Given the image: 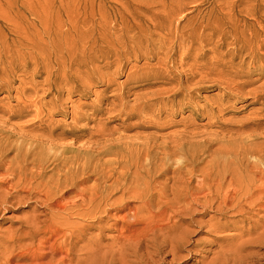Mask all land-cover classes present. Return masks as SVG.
<instances>
[{
  "label": "bare ground",
  "instance_id": "1",
  "mask_svg": "<svg viewBox=\"0 0 264 264\" xmlns=\"http://www.w3.org/2000/svg\"><path fill=\"white\" fill-rule=\"evenodd\" d=\"M186 3L122 0L120 9L104 8L102 3L94 6L93 19L99 13L104 33L113 39L100 49L92 48L90 58L95 55L89 62L82 58L75 39L71 52L76 49V53L70 65L55 59L50 51L56 43L51 28L48 37H38L40 42L49 41L46 49L35 38L24 45L31 51L29 55L7 57L4 64L10 70L3 72L5 78L14 79L17 71L33 65L31 76L47 75L49 90L56 94L46 103L38 95L39 85L29 81L32 85L26 89L34 90L36 96L19 103L24 109L18 112L20 120L27 115L33 119L26 124L0 121V213L17 205L43 208L25 215L20 228L0 235V261L4 260L0 264H173L187 259L203 244L195 237L207 227L225 240V246L205 264H264V221H251V206L264 205V142L257 143L264 140V133L258 132L264 129V118L247 129L253 131L250 134L243 127L233 134L241 135L228 141L219 136L209 140L219 142L220 156L228 161L218 175L202 159L207 151L190 154L177 142L167 145L157 138L127 143L123 137L115 138L113 130H99L79 147L64 145L59 141L68 134L50 131L44 121L50 111H63L71 103L69 95L78 92V87L71 86L82 79L78 63H89L98 81L110 82L127 68L123 53L127 61H157L153 66L132 67L127 82H178L137 99L134 106L122 99L121 114L128 111L143 121L174 115L187 101L191 87L198 85H218L241 99L253 98L264 113V84L247 90L256 81L243 77L235 64L238 58H250L251 64L260 63L264 69V25L258 18L264 17V0H216L209 17L199 15L181 28L188 15ZM206 29L212 34L206 36ZM216 34L221 37H213ZM211 46L215 56L208 57L205 49ZM39 47L43 54L36 51ZM225 47L232 50L219 54ZM178 57L181 60L175 66ZM99 61L106 63L103 69H114L113 74L98 72L100 66L93 62ZM27 75L21 74L22 81L30 80ZM87 81L95 82V78ZM169 93L173 100L158 103V98ZM72 109L75 123L86 118L82 105L73 104ZM169 174L164 183L159 181ZM197 178L200 181L194 186ZM228 179L231 185L237 181L239 189L224 192ZM209 211L220 218L205 220ZM232 211L239 214V221L229 220ZM245 223L256 227L234 232ZM246 235L249 238L243 241Z\"/></svg>",
  "mask_w": 264,
  "mask_h": 264
},
{
  "label": "rangeland",
  "instance_id": "2",
  "mask_svg": "<svg viewBox=\"0 0 264 264\" xmlns=\"http://www.w3.org/2000/svg\"><path fill=\"white\" fill-rule=\"evenodd\" d=\"M215 1L187 0L188 15L181 22V28L186 26L188 20L199 15L201 17H209L213 11ZM219 1L222 2V0ZM101 3L104 8H112L113 6L115 9H120L122 6V0H114L111 3L109 0H0V121L9 120V124H21L23 122L26 124L28 120L33 119V116L27 115L24 116V119L20 120L21 118L19 117L22 116L18 112L19 109H24V107L19 106V103L27 100L26 98L36 96L34 90L26 89L29 85H39L38 95L43 97L46 103L50 102L56 94L55 91L49 90L50 87L46 83V80H49L47 75H43V77L31 76L34 70L33 65L29 68H22L20 71L16 69L17 75L14 79L5 78L3 72L10 70V67H7L9 65L7 64L6 66L4 64L7 57L13 55V58H22L26 54L29 55L31 51L26 49L24 45H29L35 38L39 41L38 37H48L47 33L49 28H51V37L56 43L50 51L54 52L53 56L55 59H58L60 63L65 60L70 65V62L74 58L73 53H76V49L71 52L74 46L73 40L75 39L78 45L77 48L82 49V58L87 57L84 61H91V58L95 54L90 58V50L92 48L100 49V47L109 44L110 39H113L111 38L113 36H107L104 33L99 13L94 19L92 17V8ZM102 13H106V11L103 10ZM213 15L220 16L217 12H214ZM262 16H264V8L262 9ZM87 17L88 20L85 21ZM89 17L91 18L90 20ZM69 18L73 21L70 22ZM258 18L264 25V17ZM88 31L90 33L87 34ZM212 32L211 29H206L204 34L208 36ZM213 37L221 36L216 34ZM48 42L47 39H43L40 43L46 49ZM212 49V46L206 47L205 50H208V57L215 56ZM228 49L232 50L230 47H225L224 49H219L218 53L224 54ZM36 51L40 54L44 53L40 47ZM122 59L127 64V68L122 74L114 75L113 80L110 82L98 81L92 68H89V63H83L82 66L78 63L82 79L78 84H71L72 88L78 87V92L69 95L71 103H68V106L63 111L52 110L44 117V121L50 126V131H54L58 135L68 134L65 139L59 141V144H76L75 146L79 147L85 140L96 136L99 130H113L115 138L123 137V142L127 143H139L145 139L157 138L160 143L164 142L167 145L177 142L180 145L179 147L182 145L183 150L190 154H199L201 151H207L202 156V159H206V163L214 170L215 175H218L224 169V166L228 164V161L220 156L222 149L219 142L209 143V140L219 136L220 138L225 137L224 140L228 141L231 137L241 135V133L233 135L234 131L243 127H246L245 130L252 128L253 125L262 122L264 118V113L260 112L261 105L253 103V98L247 100L241 99L240 96L231 94L218 85L192 86L185 104L178 107L176 113L171 116L160 115L154 121H143L138 115H131L128 111L121 114L120 111L123 107L120 101L122 99L126 98L124 103H127L128 106H134L137 99L145 98L154 92L171 88L178 82V79H175L173 85H162L156 82L149 83V81L135 84L127 82L129 70L132 67L137 66L140 68L142 65L153 66L157 61L141 60L136 62L134 59L127 61L124 53ZM230 59L231 57H227V60ZM180 60L181 57H178L174 65L177 66ZM250 61V58H238L235 61L236 68L241 71L243 77L256 81L252 86L247 87V90L264 84L263 67L259 65L260 63L254 65ZM187 62L188 60H186ZM93 63L100 66L98 72L103 71L113 74L114 69L108 71L102 68L106 64L105 62L99 61ZM56 68H59V66H56ZM22 73L28 74L27 77H30V80L22 81L23 78L20 77ZM90 78H95V82H88L87 79ZM41 84L43 86H40ZM85 86H90L91 90L87 91ZM67 95H65V98ZM181 98L183 96L178 97L177 100ZM107 99L110 103L106 101ZM173 99L172 93H169L164 94L157 100H159V103ZM220 100H223L224 103ZM103 101V107L101 109L98 108L99 102ZM73 104L74 106L78 104L82 105L83 111L86 113V118L77 123L73 120ZM114 106L116 110L112 109ZM23 132L27 131L23 129ZM251 132L253 131H245L247 134ZM258 132L263 134L264 129ZM181 133L184 134L178 138ZM119 134L122 135L119 136ZM74 135H77L78 139H75ZM97 140H101V138L93 139V141ZM262 142H264L263 139L257 141L258 144H262ZM123 146L125 145L123 144ZM51 169L52 167L49 168V171ZM199 174L197 172L198 176ZM171 175H166L159 181L164 183L166 178H169L168 176ZM199 178L196 179L194 186L200 181ZM231 189H239V184L235 181L231 185V179H228L224 186V192ZM262 207H264L263 204L251 206V221H264V210L260 209ZM38 210L43 211V208L36 204L29 206L17 205L6 208V210L0 213V235L20 228L24 216L35 213ZM220 216V214L214 211H209L204 219H219ZM228 216H233L229 217L231 222L240 220L239 214L236 211L229 212ZM202 218L200 216V219ZM254 227L256 226L253 223L240 224V228L234 232L240 234L242 231L248 232ZM97 232L99 233V231ZM226 233L231 234V231H227ZM107 234L113 233L107 232ZM248 238L249 235H246L242 240L244 241ZM195 239L203 240V244L194 250L192 255L187 259L176 261L173 264H205L213 258L214 252L219 251L221 247L225 246V240L219 237L211 227L203 229L201 233L196 235ZM0 263H4V260L0 261Z\"/></svg>",
  "mask_w": 264,
  "mask_h": 264
}]
</instances>
